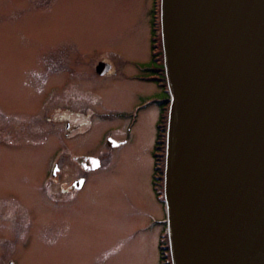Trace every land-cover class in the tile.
<instances>
[{
  "label": "rangeland",
  "instance_id": "374dc122",
  "mask_svg": "<svg viewBox=\"0 0 264 264\" xmlns=\"http://www.w3.org/2000/svg\"><path fill=\"white\" fill-rule=\"evenodd\" d=\"M158 5L159 0L153 4L152 0H0L2 99L16 97L12 90L16 89L13 83L17 68L31 62L36 52L43 53L36 57L39 62L46 61L48 50L52 84L61 83L67 68L62 83L72 90L70 97L53 101V108L62 105L72 111H64L70 115L62 117L57 111L49 124L40 118L18 129L10 117H1L6 121V139L19 141L20 145L15 159L14 154L0 148V160L5 156L0 165V194L14 191L23 197L32 196L39 203L36 186L46 172V164L27 160L35 155L42 159L46 145L56 149L65 131L70 137L69 156L61 162V172L71 179L76 174L79 178L86 173L78 162L82 158L94 157L101 163L98 170L88 174L82 192L63 195L64 209L61 203L52 204L48 210L46 202L41 206L34 203L43 213L36 210L33 222L25 218V199L18 209L13 207L17 203L0 199L2 237L9 234L30 238L27 247L21 246L15 252L19 264H159L158 243L166 233V210L152 188L153 146L166 95L158 93L161 87L157 88V79L140 85L124 78H99L93 73L96 63L103 60L110 61L117 74L124 69L126 76L147 65L140 63L149 61L150 29L152 21L155 25L158 22ZM158 52L156 46L154 53ZM153 67L150 64V71ZM41 72L39 69L38 91ZM31 77L28 75L25 81L33 84ZM144 98L153 102L137 113L134 126L129 125L132 130L128 144L108 150L103 132L110 130L115 140H124L127 121L119 115L124 117ZM18 102V109L29 106L22 100ZM66 119L70 120L67 130ZM79 120L85 125L77 130L75 123ZM7 158L12 163L9 167L3 164ZM59 182L53 186L57 195ZM38 215H42L40 220Z\"/></svg>",
  "mask_w": 264,
  "mask_h": 264
},
{
  "label": "water",
  "instance_id": "95a60500",
  "mask_svg": "<svg viewBox=\"0 0 264 264\" xmlns=\"http://www.w3.org/2000/svg\"><path fill=\"white\" fill-rule=\"evenodd\" d=\"M159 21L170 262L264 264V0H160Z\"/></svg>",
  "mask_w": 264,
  "mask_h": 264
},
{
  "label": "flooded vegetation",
  "instance_id": "af4514ba",
  "mask_svg": "<svg viewBox=\"0 0 264 264\" xmlns=\"http://www.w3.org/2000/svg\"><path fill=\"white\" fill-rule=\"evenodd\" d=\"M153 4V0H152ZM46 8V6H45ZM49 10V7L47 8ZM46 52V51H45ZM48 52V53H47ZM44 54L46 56V61L44 62H39L36 57L38 54H43V53H35L34 58L31 60V62L27 63V65H20L17 68V71L15 73V82L13 85L16 87L15 90H12V94L16 93V97L12 95V97L8 101H4L2 99V96H0V148L3 149L4 151H8L10 154H14L20 145L19 141L16 140H8L6 139L4 135L5 131V119H2L1 117H10L12 120H14V128L21 129L27 123L29 122L30 124L34 121L39 120L42 118L46 124H49L53 121V116L54 114H57L56 112H60L61 116H69L70 114H67L69 112H72L69 108H64L62 105L56 106V108H53V101L67 98L71 96V91L72 90H67V88L64 86V83H62L66 79V71L64 72L65 75L61 78V83L54 85L52 84V63L48 61L47 57L49 54V50ZM32 54V53H31ZM154 51L149 49V52L147 54V59L149 57V61L145 62H139L140 64H147L145 67L142 65L140 71L132 72L130 73L129 76H126V73L124 69L120 74H117V70L114 68L112 63L107 60L99 61L96 63V65L93 68V73L94 75L99 78H124V79H129L132 81L137 82L140 85L143 84H151V79H158V62L156 61V56ZM33 57V56H32ZM99 63H104L106 66H108V71L104 73V75H98L96 72V66H98ZM150 64H152L153 69L150 71ZM148 67V68H147ZM147 70L145 71V69ZM34 71H31V70ZM39 69L42 70V86L41 90L38 91V73ZM142 72V73H141ZM141 73V74H140ZM152 73V76L151 74ZM30 75L32 76L31 78L34 80V83H27L25 80L27 76ZM157 84V83H156ZM160 84V83H159ZM153 85V84H152ZM158 88V84H157ZM88 92H91V88H89ZM159 89V88H158ZM160 91L158 93L164 95V91L162 89H159ZM92 93V92H91ZM157 93V94H158ZM93 94V93H92ZM80 97L81 94L74 93L73 96ZM22 100L26 105H29L28 107L24 109H18V101ZM152 100L148 98L142 99L141 102H138L132 109L129 111L124 117L119 115L120 119L127 121L124 130H123V135H124V140L117 141L113 138L112 134L110 133V130H105L103 132V143L104 146L106 145V148L108 150H116L119 148H123L128 144V139L127 136L131 132V128L129 125L134 126L137 123V113L149 107L152 104ZM162 104L163 110L165 108V105ZM66 111L67 113H65ZM77 113V112H76ZM163 112H161L160 117L162 116ZM60 116V117H61ZM116 117L118 115H115ZM159 117V119H160ZM67 122L65 123V130H67L70 126V120L66 119ZM136 121V122H135ZM85 125V121H80L75 123V126L78 128L77 130H80L81 126ZM15 133H19L20 130L15 129ZM83 130V129H82ZM81 130V131H82ZM80 131V132H81ZM126 133V134H125ZM62 135L59 137L57 147L55 149L48 147L46 145V151L44 150V156L43 158H37L36 155L32 156L27 162L32 163L31 159L35 161L37 164H46V172H44L43 176L41 179L38 181V187L36 186V189L38 190V193L35 194L37 196H40L41 201L37 203L35 201V198L32 196L28 197H23L20 194H17L14 191L7 192L5 194H0V199L4 201H9L12 203H17L15 206H13L15 209L18 207L20 208L22 205L23 199L26 200L24 205H22L25 208V218L27 219L28 223L33 222L34 218V212L36 210H39L40 212L43 213L41 209H37L34 206H41L43 202H46V210L54 204V205H60L63 204L64 201V194L69 193V192H75V194H78V192H82L83 189L85 188L86 183L88 182L87 176L88 174L93 173V171H96L100 168L101 163L100 160L94 157H88V158H94L99 160L100 166L96 170H89L85 167L84 165V160L87 158H82L80 161H78L86 171L84 175H81L79 178L76 174L74 178H70L69 174L63 173L60 170V164L63 160L67 159L69 156V148H67V142H69V135L67 132L61 133ZM18 137L19 136H14ZM37 138V135L35 136ZM108 140H112L116 145L114 147H109L108 146ZM7 149V150H6ZM3 153V151H1ZM4 154V153H3ZM5 155V154H4ZM5 157V156H3ZM2 157V158H3ZM1 158V160H2ZM16 158V155L14 154V159ZM1 160H0V165H1ZM4 166H8L9 164H12L11 162L8 161V158L3 162ZM49 166V168H48ZM4 167V168H5ZM60 170V171H59ZM72 174V173H71ZM59 182V194L53 193V186L57 184L56 182ZM72 188V190H70ZM40 190V191H39ZM41 191L43 193H41ZM60 197V198H59ZM63 209L65 205L62 206ZM17 208V209H18ZM47 212V211H46ZM42 218V215H38V220ZM24 241V242H22ZM30 238L28 236H12L8 234L7 237H2V234L0 233V264H19L18 259L16 258V251L17 248L20 249L21 246H24L23 248L27 247L29 245ZM8 245H12L11 248L7 249Z\"/></svg>",
  "mask_w": 264,
  "mask_h": 264
},
{
  "label": "trees",
  "instance_id": "16d2710c",
  "mask_svg": "<svg viewBox=\"0 0 264 264\" xmlns=\"http://www.w3.org/2000/svg\"><path fill=\"white\" fill-rule=\"evenodd\" d=\"M154 14V12H152ZM159 13V12H157ZM153 18V17H152ZM157 23L156 25L152 21V27L151 28V37H150V46L151 50L154 51L155 47H158V79L156 82L160 85V87L165 90L166 84H165V78H164V72H163V66H162V48H161V41H160V33L159 28L155 29L156 27H159V19L157 17ZM158 33V34H157ZM156 54L153 56H157ZM162 69V70H161ZM152 81V80H151ZM165 108L163 110V114L160 117V120L158 122V125L156 127V146H155V155H154V165H153V182H152V188L157 197L162 196V187H163V171H164V150H165V132H166V123H167V111H168V105H169V97L168 94L165 93ZM160 246L164 248H160V264H171L170 263V257H169V251L167 247V239L166 241L160 243Z\"/></svg>",
  "mask_w": 264,
  "mask_h": 264
}]
</instances>
